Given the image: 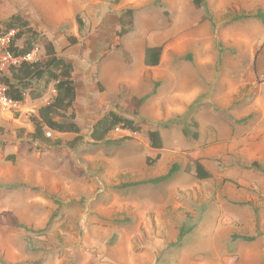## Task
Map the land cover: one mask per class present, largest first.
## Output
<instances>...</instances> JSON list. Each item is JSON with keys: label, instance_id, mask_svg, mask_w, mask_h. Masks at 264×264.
Here are the masks:
<instances>
[{"label": "rangeland", "instance_id": "1", "mask_svg": "<svg viewBox=\"0 0 264 264\" xmlns=\"http://www.w3.org/2000/svg\"><path fill=\"white\" fill-rule=\"evenodd\" d=\"M15 14L74 66L82 140H31L30 115L52 101L51 86L19 110L0 107V264H264V0H0V27ZM160 45L156 82L143 57ZM172 72L184 93L198 91L181 115L152 108ZM110 111L141 133L89 144ZM152 130L163 149L148 165ZM195 162L211 179L185 173Z\"/></svg>", "mask_w": 264, "mask_h": 264}, {"label": "trees", "instance_id": "2", "mask_svg": "<svg viewBox=\"0 0 264 264\" xmlns=\"http://www.w3.org/2000/svg\"><path fill=\"white\" fill-rule=\"evenodd\" d=\"M204 0H193V5L197 8L201 7ZM128 20L123 21V17L119 19L121 29L119 36L127 33V26L133 24V11H127L125 17ZM13 33L9 39L8 51L12 58L23 59L36 53L39 55L34 61L23 60L15 65H11L7 72L0 75V86L6 88L5 96L13 103H21L25 100L26 95L32 101L43 98L49 87H53L55 96L51 102L40 106L36 113L30 115L29 122L33 127V133L30 138L33 142L43 145L51 144L52 140L46 137L47 132L54 134H72L76 136L75 141H81L80 128L76 124V115L74 112V104L76 101V88L73 80V65L66 59L57 55V51L53 43L46 35L34 28L32 24L22 17L15 14L5 20L0 27V38ZM69 46L76 44V39L69 38ZM18 42H23L19 45ZM162 54V47L147 48L145 50L144 64L147 67H156L159 64ZM41 84V87H36ZM143 100L133 98L131 101L132 116H139L140 108ZM196 123L193 127L196 128ZM116 130L127 131L131 134H140L141 127L133 119L121 117L115 112L107 113L103 118L98 120L91 131L88 139L91 143L98 144L105 142L108 137ZM3 130L0 127V136ZM185 136H189L184 132ZM147 139L152 150L161 151L163 149V141L158 131H148ZM192 138L197 140L198 134L193 133ZM60 145L59 141L54 142ZM161 158V153L156 155L154 160L146 159V164L153 165ZM10 160H13L11 157ZM176 168V167H175ZM175 169L171 170L167 175L158 178L151 184H160L167 181ZM185 173L199 181L211 179V175L198 163H190ZM182 238V235H180Z\"/></svg>", "mask_w": 264, "mask_h": 264}, {"label": "crops", "instance_id": "3", "mask_svg": "<svg viewBox=\"0 0 264 264\" xmlns=\"http://www.w3.org/2000/svg\"><path fill=\"white\" fill-rule=\"evenodd\" d=\"M158 47H162V45H160ZM70 48H72V47H70ZM70 48H69V50H70ZM163 54H164V49L162 47V54H161V57H160L159 64L156 67H147L144 64V59H145V51H144V57H143V66L144 67H143V70L144 71H152V72L155 71L156 75L153 76V77H155L157 79L156 82L158 80H160L161 78H163L162 77L163 74H161V72H160V70L162 69ZM73 68H74V66H73ZM166 78L168 80V85L166 86L167 87L166 88V94L164 96H162V95L155 96L154 103L152 104V106H153L152 108H156L157 107L156 104L164 103V104L169 105L171 103L172 105L169 106V107L171 108L170 110L172 111L173 114H176V115L184 114L189 109L191 104L197 99L198 91L196 89H194V90H190L188 93H184L179 88V85H181V83L183 84V80L180 83L179 82H174L175 74L173 72L171 74H169V75H166ZM75 88H76V86H75ZM76 92H77V89H76ZM77 95H78V93H77ZM27 100H29V97H27ZM76 100H77V96H76ZM26 101L24 102L25 104H26ZM74 106H75V104H74ZM169 107L167 106V108H169ZM253 110L254 109H253L252 105H250V107H249V115H251L253 113ZM110 112H114V111H110ZM140 113H141V108H140L139 114ZM245 116H248V112H246ZM114 132L129 133L127 131H122V130H116ZM253 133H254V130L252 128L251 132L249 133V135H253ZM263 142H264V138H263ZM150 151L154 152L155 150L150 149ZM155 152H156V154H158V153H161L162 151H155Z\"/></svg>", "mask_w": 264, "mask_h": 264}, {"label": "built area", "instance_id": "4", "mask_svg": "<svg viewBox=\"0 0 264 264\" xmlns=\"http://www.w3.org/2000/svg\"><path fill=\"white\" fill-rule=\"evenodd\" d=\"M12 35H13V33H10L9 35H7L5 37L0 38V75L6 73L8 68L11 65H15V64H17L23 60L34 61L36 59L35 58L36 53H33L32 55L27 56L23 59L12 58L9 51H8L9 39H10V37H12ZM5 92H6V88L3 86H0V107L2 109L7 110V111H10L11 109L12 110H19L22 107V105H25L24 102L27 100V97H28L27 95H26V98L23 102L13 103L7 99V97L5 96ZM32 110L33 109H31L30 112H33ZM46 136L48 138H50L51 133L47 132Z\"/></svg>", "mask_w": 264, "mask_h": 264}]
</instances>
